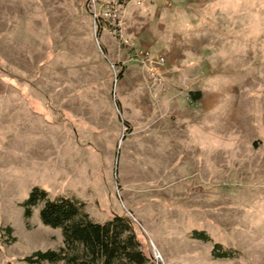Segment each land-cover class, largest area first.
Segmentation results:
<instances>
[{"label": "rangeland", "instance_id": "374dc122", "mask_svg": "<svg viewBox=\"0 0 264 264\" xmlns=\"http://www.w3.org/2000/svg\"><path fill=\"white\" fill-rule=\"evenodd\" d=\"M93 11L0 0V229L17 238L0 264L63 246L42 205L27 226L35 188L97 223L130 217L153 264H264V0H128L114 25Z\"/></svg>", "mask_w": 264, "mask_h": 264}, {"label": "trees", "instance_id": "16d2710c", "mask_svg": "<svg viewBox=\"0 0 264 264\" xmlns=\"http://www.w3.org/2000/svg\"><path fill=\"white\" fill-rule=\"evenodd\" d=\"M192 95L197 102L202 97L201 92ZM41 205L42 224L62 231L63 246L35 252L24 259L29 264H153L142 249L130 217L114 216L105 223H97L87 212L85 203L65 197L51 199L47 192L35 188L22 204L27 226H30L33 209ZM193 235L198 240L210 241L205 232ZM3 236L7 237L5 245L17 242L12 227L0 229V238ZM212 255L215 259L240 257L239 252L221 245L214 246Z\"/></svg>", "mask_w": 264, "mask_h": 264}, {"label": "built area", "instance_id": "2783aa9c", "mask_svg": "<svg viewBox=\"0 0 264 264\" xmlns=\"http://www.w3.org/2000/svg\"><path fill=\"white\" fill-rule=\"evenodd\" d=\"M127 1L128 0H114L112 4L108 0H90L94 9L93 12L95 21H98L99 24L109 23L114 25L116 22L121 20L122 10ZM121 38L124 45L131 48L130 53L132 60L144 63L153 75L158 74L161 67L165 66L166 60L164 57L159 56L154 59L148 52H137L134 48H132L130 41L126 37L121 36Z\"/></svg>", "mask_w": 264, "mask_h": 264}, {"label": "crops", "instance_id": "0c3cea01", "mask_svg": "<svg viewBox=\"0 0 264 264\" xmlns=\"http://www.w3.org/2000/svg\"><path fill=\"white\" fill-rule=\"evenodd\" d=\"M199 92H201V91H199ZM202 93V92H201ZM201 99H202V97H201ZM201 99L199 100V101H201Z\"/></svg>", "mask_w": 264, "mask_h": 264}]
</instances>
